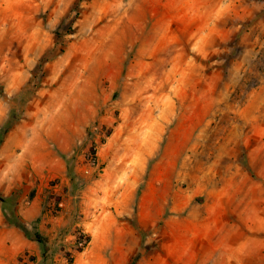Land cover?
<instances>
[{
  "label": "rangeland",
  "instance_id": "374dc122",
  "mask_svg": "<svg viewBox=\"0 0 264 264\" xmlns=\"http://www.w3.org/2000/svg\"><path fill=\"white\" fill-rule=\"evenodd\" d=\"M0 196V264H264V0H0Z\"/></svg>",
  "mask_w": 264,
  "mask_h": 264
},
{
  "label": "trees",
  "instance_id": "16d2710c",
  "mask_svg": "<svg viewBox=\"0 0 264 264\" xmlns=\"http://www.w3.org/2000/svg\"><path fill=\"white\" fill-rule=\"evenodd\" d=\"M8 199L11 198H3L0 196V203L3 210H5V206ZM5 217L12 226L23 232L27 240H29L30 242L37 243L42 247V254L44 256L43 258L44 260L45 259L44 249H45L46 238L38 229L39 219H35L31 223H27L21 220L19 217L11 216L10 214L8 215L5 214ZM88 242H89V238H86V240L83 242L75 241V244L79 247V251H82L83 248L88 244Z\"/></svg>",
  "mask_w": 264,
  "mask_h": 264
}]
</instances>
